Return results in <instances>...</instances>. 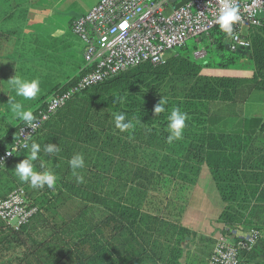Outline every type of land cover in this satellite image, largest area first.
<instances>
[{"label":"trees","instance_id":"16d2710c","mask_svg":"<svg viewBox=\"0 0 264 264\" xmlns=\"http://www.w3.org/2000/svg\"><path fill=\"white\" fill-rule=\"evenodd\" d=\"M251 29L243 36L251 53L246 64L227 50L226 35L215 28L197 40L203 43L204 59H194L200 48L195 41L191 48L171 52L162 65L143 63L75 94L52 115L27 150L0 170V200L20 188L37 210L19 230L0 221L2 264H183L190 252L182 244L196 236L169 225L165 217L195 184L202 166L209 169L225 204L218 218L227 229L223 236L239 225L246 231H261L262 222L255 226L249 220L264 218L254 203L263 199H250L260 192L263 176L257 175L254 186H244L239 182L242 171L238 173L250 164L245 157L262 159L252 164L255 169L264 165L262 150L253 148L256 127L246 126L249 133L244 136L228 134L216 119L217 105L236 102L245 80L203 74L249 70L252 78L246 82L251 90L264 91V26ZM81 76L56 86L52 94L69 89ZM120 97L122 102H114ZM163 97L168 111L155 115ZM47 102L34 116L45 110ZM173 107H180L189 119L183 138L169 144L167 115ZM114 112L135 116L141 123L130 133H120ZM21 125L22 121L0 117V155L15 141ZM258 133L264 136V123ZM33 142L41 146L40 159L34 162L37 170L43 163L58 176L53 188H32L15 175ZM48 144L60 151L50 157L43 151ZM77 153L85 157V167L78 170L83 183H77L69 165ZM196 256L200 255L192 257Z\"/></svg>","mask_w":264,"mask_h":264},{"label":"crops","instance_id":"0c3cea01","mask_svg":"<svg viewBox=\"0 0 264 264\" xmlns=\"http://www.w3.org/2000/svg\"><path fill=\"white\" fill-rule=\"evenodd\" d=\"M99 0H0V117L8 121H18L12 117L8 100L14 99L24 104L25 108L36 111L53 95L52 90L68 83L85 71L84 45L71 32L74 19L89 12ZM264 20V19H263ZM258 28V27H257ZM250 29V30H249ZM251 28H244L243 35L252 33ZM239 63L251 58L250 48L240 50ZM24 79H39L41 91L31 100L17 97L7 83L15 74ZM204 75L237 77L245 81L238 88V97L232 104L217 105L220 116H216L218 125L227 129V133L240 132L244 136L246 126L256 131L253 148L264 154V136L258 133L264 123V91L251 90L252 85L246 79L252 78L249 70H204ZM251 90V91H250ZM262 97V99H261ZM262 103V105H260ZM257 125V126H255ZM246 132V133H245ZM251 135L253 133H250ZM257 149V150H258ZM262 154V155H263ZM245 157V156H243ZM245 157L250 163L244 170L239 169L240 184L254 186L257 175L263 177L260 192L250 199L264 200V165L253 168L260 159L257 155ZM259 158V159H258ZM259 163V162H258ZM256 175V176H255ZM242 180V181H241ZM252 183V184H248ZM182 199H177L174 211L165 217L169 225L184 229L195 235L182 244L188 257L183 264H208L215 241L227 229L218 221L225 208L217 190L215 181L206 166H202L195 184L190 187ZM256 203L264 214V201ZM262 214V215H263ZM261 215V216H262ZM249 220V219H248ZM253 225H261V235L254 250L241 258V264H264V218L249 220ZM244 226L234 227L226 236L233 241L237 233H242ZM194 239V240H193ZM200 255L193 258L192 256ZM2 264V261H0Z\"/></svg>","mask_w":264,"mask_h":264},{"label":"built area","instance_id":"2783aa9c","mask_svg":"<svg viewBox=\"0 0 264 264\" xmlns=\"http://www.w3.org/2000/svg\"><path fill=\"white\" fill-rule=\"evenodd\" d=\"M172 1L99 0L89 12L74 19L71 32L85 47V71L69 89L49 98L45 110L37 116L35 130L24 123L18 128L15 141L0 155V170L15 155L27 150L42 125L75 94L140 64L162 65L168 54L183 48L188 40L197 41L219 28L215 21L220 0H191L178 9H174ZM235 4L240 8L241 20L233 26L231 35L224 33L231 53L250 48L243 37L244 28L264 26V0H235ZM128 17L133 22L125 27L122 22ZM205 56L204 50L193 53L195 60ZM36 212L20 188L0 200V221L14 230L28 224ZM260 235L255 229L237 233L233 241L220 235L208 264H239L254 249Z\"/></svg>","mask_w":264,"mask_h":264},{"label":"clouds","instance_id":"9594fccd","mask_svg":"<svg viewBox=\"0 0 264 264\" xmlns=\"http://www.w3.org/2000/svg\"><path fill=\"white\" fill-rule=\"evenodd\" d=\"M144 15H148V13L145 12ZM240 20V8L235 4V0H220L218 15L215 21L219 29L225 34L231 35L233 26ZM132 22V18L128 17L123 20L122 24L127 27ZM7 83L14 90L17 97H22L25 100L34 99L41 91L39 79H24L17 73ZM123 99V97H120L118 101L114 102H122ZM7 104L14 119L22 121L27 127L35 130L37 127V117L34 116L31 110L26 109L23 103L17 102L14 99H9ZM166 111H168L167 100L163 97L155 106L154 113L157 115ZM112 116L114 126L120 133H130L134 131L137 124L141 123L135 116L129 117L124 112H114ZM188 119V114L182 111L180 107H173L170 110L167 115V131L169 133L167 142L169 144L183 138ZM43 151L51 157L58 153L60 148L59 146L48 144L44 145ZM40 153V144L33 142L30 146L29 154L16 165L14 170L15 175L21 183H27L32 188L43 189L45 186L53 188L58 180L55 171L46 167L43 163L40 164V170L38 171L34 163L40 159ZM69 165L73 175L76 177L77 183H83L84 176L78 170L85 167L84 155L82 153L73 155L69 160ZM0 166H3V164L0 163Z\"/></svg>","mask_w":264,"mask_h":264},{"label":"rangeland","instance_id":"374dc122","mask_svg":"<svg viewBox=\"0 0 264 264\" xmlns=\"http://www.w3.org/2000/svg\"><path fill=\"white\" fill-rule=\"evenodd\" d=\"M76 38H77V37H76ZM77 39H78V38H77ZM200 41H201V40H200ZM200 41H197V42L199 43ZM194 42H195V40L190 39V40H188V41L185 43V46H186L187 48H191ZM198 45L200 46L199 50H203V43L200 42V44H198ZM168 55H169V54H168ZM261 99H262V97H261ZM260 105H262V103H261ZM96 215H97V214H96ZM96 215L94 216L95 218H97Z\"/></svg>","mask_w":264,"mask_h":264},{"label":"water","instance_id":"95a60500","mask_svg":"<svg viewBox=\"0 0 264 264\" xmlns=\"http://www.w3.org/2000/svg\"><path fill=\"white\" fill-rule=\"evenodd\" d=\"M179 1V2H178ZM191 0H173L172 4L174 5V9H178L183 7L185 4H187L188 2H190ZM178 2V3H177Z\"/></svg>","mask_w":264,"mask_h":264}]
</instances>
